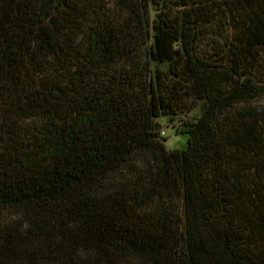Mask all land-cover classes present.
Listing matches in <instances>:
<instances>
[{
    "label": "trees",
    "instance_id": "1",
    "mask_svg": "<svg viewBox=\"0 0 264 264\" xmlns=\"http://www.w3.org/2000/svg\"><path fill=\"white\" fill-rule=\"evenodd\" d=\"M0 264H264V0H0Z\"/></svg>",
    "mask_w": 264,
    "mask_h": 264
},
{
    "label": "rangeland",
    "instance_id": "2",
    "mask_svg": "<svg viewBox=\"0 0 264 264\" xmlns=\"http://www.w3.org/2000/svg\"><path fill=\"white\" fill-rule=\"evenodd\" d=\"M165 138L164 146L167 150L184 149L186 148V137L176 134L173 127L165 125L163 128Z\"/></svg>",
    "mask_w": 264,
    "mask_h": 264
}]
</instances>
